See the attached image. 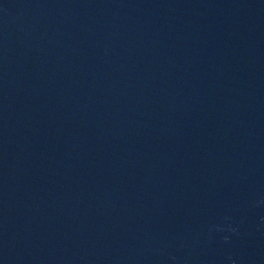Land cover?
Returning a JSON list of instances; mask_svg holds the SVG:
<instances>
[{"label": "water", "instance_id": "water-1", "mask_svg": "<svg viewBox=\"0 0 264 264\" xmlns=\"http://www.w3.org/2000/svg\"><path fill=\"white\" fill-rule=\"evenodd\" d=\"M0 264H264V0H0Z\"/></svg>", "mask_w": 264, "mask_h": 264}]
</instances>
